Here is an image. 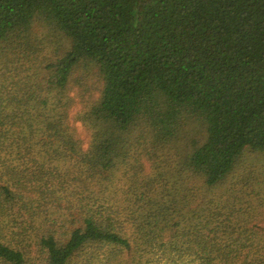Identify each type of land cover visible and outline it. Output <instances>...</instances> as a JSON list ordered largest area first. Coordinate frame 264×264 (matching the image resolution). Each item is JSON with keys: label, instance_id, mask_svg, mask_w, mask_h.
<instances>
[{"label": "trees", "instance_id": "1", "mask_svg": "<svg viewBox=\"0 0 264 264\" xmlns=\"http://www.w3.org/2000/svg\"><path fill=\"white\" fill-rule=\"evenodd\" d=\"M251 154L264 0H0V264H264Z\"/></svg>", "mask_w": 264, "mask_h": 264}, {"label": "rangeland", "instance_id": "2", "mask_svg": "<svg viewBox=\"0 0 264 264\" xmlns=\"http://www.w3.org/2000/svg\"><path fill=\"white\" fill-rule=\"evenodd\" d=\"M232 178V181L237 184L241 185V181L246 179L247 183L252 185L256 194L250 193L247 198L252 204H255L257 209L253 212L254 218L250 220H253L258 226L264 225V157L259 154L246 156L241 168L237 170ZM238 187L240 186L238 185ZM246 191L250 192V189H246ZM257 211L260 212L257 213ZM250 223L248 224L250 225Z\"/></svg>", "mask_w": 264, "mask_h": 264}]
</instances>
